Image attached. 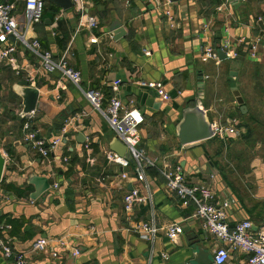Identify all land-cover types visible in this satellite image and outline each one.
I'll return each mask as SVG.
<instances>
[{
  "label": "crops",
  "instance_id": "obj_1",
  "mask_svg": "<svg viewBox=\"0 0 264 264\" xmlns=\"http://www.w3.org/2000/svg\"><path fill=\"white\" fill-rule=\"evenodd\" d=\"M14 1L23 13L26 0ZM47 2L43 21L31 36L56 60L66 57L69 67L81 73L83 89H101L105 106L114 95L113 83L121 81L117 95L123 105L134 99L143 115L140 148L152 164L140 181L135 163L123 169L110 162L108 154L115 153L110 143L117 136L107 118L93 110L71 80L48 72L17 45L20 70L0 67V150L6 157L0 232L13 249L25 252L35 241L47 239V250L29 255V264H186L193 244L214 256L219 243L201 221L190 220L195 208L165 189L163 172L179 166L188 183L209 186L214 203L227 205L232 227L250 220L254 232L264 231V24L259 25L264 0H243L239 8L227 0H85L98 21L93 30L81 25L74 6L63 10ZM116 21L125 29L120 39L110 31ZM219 44L228 59L203 55L204 47L218 51ZM238 45L246 52L243 61L236 59ZM200 74L202 108L209 120L231 126L235 133L183 146L177 137L182 109H175L173 100L167 103L170 111L155 109L151 96L159 97L141 83L162 82L169 94L177 92L194 107ZM21 80L40 93L37 110L23 122V100L15 91ZM233 88L240 91L246 114L236 105ZM27 121L47 144L63 136L49 157L41 158L25 142ZM80 134L85 143L78 142ZM33 173L52 185L36 201L30 199L35 186L28 183ZM133 189L149 196L150 203L127 213L123 198ZM141 222H154L160 229L180 224L184 234L171 242L161 231L147 241L133 232ZM245 258L235 251L226 264ZM0 264L14 263L0 256Z\"/></svg>",
  "mask_w": 264,
  "mask_h": 264
},
{
  "label": "built area",
  "instance_id": "obj_2",
  "mask_svg": "<svg viewBox=\"0 0 264 264\" xmlns=\"http://www.w3.org/2000/svg\"><path fill=\"white\" fill-rule=\"evenodd\" d=\"M73 4L81 16V25L90 30L95 29L98 26V21L88 12L85 0H73ZM46 5V0H26L24 12L21 13L16 1L0 0V67L6 65L16 71L20 70L16 57L18 52L17 45H20L29 50L36 59H39L45 70L50 73H60L63 77L71 80L81 90L93 110L107 118L110 127L119 140L126 145L134 160L135 177L140 181L145 180L146 166L152 163L146 159L144 152L140 148V129L144 118L135 100L131 99L128 107L123 105L117 95L121 85V81L118 80L113 83L112 91L114 95L109 98V102L105 106V95L101 89H83L81 73L69 67L66 57L56 60L52 52L46 50L37 37L29 36V33L34 32L36 25L43 21ZM168 14L170 15V13ZM21 15L25 16V21L22 24L18 22V18ZM11 38L14 39V44L10 43ZM93 41H96V39L94 38ZM227 47L228 44L224 48ZM203 55L208 59L219 60L218 51L213 46L204 47ZM252 57H255L254 51ZM141 85L154 91L162 102L170 103L172 101L162 82H147L141 83ZM23 129L26 132L25 142L41 158L49 157L50 153L56 150L62 142L63 136H59L47 144L44 139L39 137L38 132L32 129L30 121L24 124ZM212 129L214 137L219 139H225L228 135L235 133L233 127L226 126L220 122L212 124ZM65 132L66 130L64 129L62 133ZM108 159L123 169L131 167L128 159L116 153L108 154ZM121 176L124 179H128L126 173H122ZM163 176L165 178L166 191L176 195L184 206H193L195 208L190 220L201 221L204 229L219 243L214 250L216 264H226L230 260L231 253L235 251L243 253L246 257L239 264H264V231L254 232L253 223L250 220L240 221L232 227L229 223L227 205L217 206L214 203V192L209 186L199 183H188L180 166L175 169H167L163 172ZM55 187H57L56 184ZM123 200L127 213H131L139 205H148L150 203L149 196L141 195L135 189L128 191L124 195ZM5 228L8 227H1V230ZM161 231L171 242L178 241L184 234V229L180 224H172L165 229H160L154 222H141L133 229V232L139 234L147 241H153ZM62 246H65L64 242H62ZM47 248L48 240L43 238L35 241L28 251L17 252L0 232V256L5 260L12 261L14 264H29V255L43 253ZM73 255L77 257L79 252L75 250ZM55 256H57V253H55ZM164 258L168 259V256L164 255Z\"/></svg>",
  "mask_w": 264,
  "mask_h": 264
},
{
  "label": "water",
  "instance_id": "obj_3",
  "mask_svg": "<svg viewBox=\"0 0 264 264\" xmlns=\"http://www.w3.org/2000/svg\"><path fill=\"white\" fill-rule=\"evenodd\" d=\"M51 4L63 9L69 10L73 8L74 4L72 0H48ZM229 4L234 7H241L243 0H227ZM25 16L21 15L18 18L19 23H24ZM264 19L259 22V25L263 27ZM110 31L113 32L115 39H120L125 35V29L122 27V24L119 21L114 22L111 25ZM218 37H222L221 33L217 34ZM10 43L14 44L15 41L13 38L10 39ZM245 43H249V40L245 41ZM219 59L225 60L228 59L229 56L222 51V45L219 44L217 46ZM235 55L237 60H244L246 56V52L242 49L241 45H238L235 49ZM231 74H236V72H232ZM198 83H200V98L196 101V105L194 107H190L183 100L179 98L177 92L170 93L171 99L174 101V108L182 109V119L177 125V137L180 143L184 145L189 144H199L202 141L211 139L214 137L212 123L209 120V117L205 113L202 108V99H203V88H204V79L203 76L198 78ZM148 89V88H147ZM150 90V89H148ZM15 91L19 97L23 100V109L20 113V119L23 120L26 117L30 116L34 113L39 104L40 93L39 90L35 87H32L28 80H21L15 85ZM167 91V90H166ZM233 95L236 99V105L240 107V110L243 114L247 113V108L244 105V99L241 96L240 91L237 88H233ZM151 101L153 102L154 108L162 111H170L171 107L162 102L160 98H154L151 96ZM67 118V117H65ZM59 128L63 127V124H58ZM86 137L83 134H80L78 137V142L85 143ZM110 148L113 152L118 154L121 157H125L131 163H134L131 154L128 152L127 147L123 144L122 141L119 140L118 137H114L110 143ZM6 165V157L3 152L0 150V184L3 180L4 169ZM28 183L30 185L35 186V191L30 195V199L32 201H36L40 199L46 192H48L52 185L47 177H41L35 173L29 176ZM190 257L186 264H216L215 258L212 253L205 249L204 247L193 244L189 247Z\"/></svg>",
  "mask_w": 264,
  "mask_h": 264
},
{
  "label": "trees",
  "instance_id": "obj_4",
  "mask_svg": "<svg viewBox=\"0 0 264 264\" xmlns=\"http://www.w3.org/2000/svg\"><path fill=\"white\" fill-rule=\"evenodd\" d=\"M46 2H47V0H46ZM48 5H49V4H48V2H47L46 7H47ZM46 7H45V10H44V13H45V11H46ZM24 120H25V119H23L22 122H23Z\"/></svg>",
  "mask_w": 264,
  "mask_h": 264
},
{
  "label": "rangeland",
  "instance_id": "obj_5",
  "mask_svg": "<svg viewBox=\"0 0 264 264\" xmlns=\"http://www.w3.org/2000/svg\"><path fill=\"white\" fill-rule=\"evenodd\" d=\"M32 35V33H29V36H31Z\"/></svg>",
  "mask_w": 264,
  "mask_h": 264
}]
</instances>
